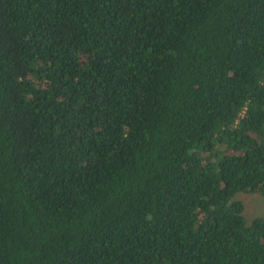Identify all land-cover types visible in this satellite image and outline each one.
Listing matches in <instances>:
<instances>
[{"label": "trees", "instance_id": "trees-1", "mask_svg": "<svg viewBox=\"0 0 264 264\" xmlns=\"http://www.w3.org/2000/svg\"><path fill=\"white\" fill-rule=\"evenodd\" d=\"M264 0H0V264H264Z\"/></svg>", "mask_w": 264, "mask_h": 264}, {"label": "rangeland", "instance_id": "rangeland-1", "mask_svg": "<svg viewBox=\"0 0 264 264\" xmlns=\"http://www.w3.org/2000/svg\"><path fill=\"white\" fill-rule=\"evenodd\" d=\"M234 198L243 203V214L247 220H251L256 216L264 217V199L259 194L239 192Z\"/></svg>", "mask_w": 264, "mask_h": 264}]
</instances>
